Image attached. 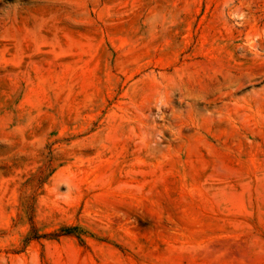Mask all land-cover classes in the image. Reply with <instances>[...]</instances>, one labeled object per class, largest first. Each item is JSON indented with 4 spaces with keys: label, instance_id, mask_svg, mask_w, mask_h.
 I'll return each instance as SVG.
<instances>
[{
    "label": "rangeland",
    "instance_id": "374dc122",
    "mask_svg": "<svg viewBox=\"0 0 264 264\" xmlns=\"http://www.w3.org/2000/svg\"><path fill=\"white\" fill-rule=\"evenodd\" d=\"M0 264H264V0H0Z\"/></svg>",
    "mask_w": 264,
    "mask_h": 264
}]
</instances>
